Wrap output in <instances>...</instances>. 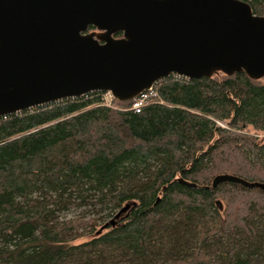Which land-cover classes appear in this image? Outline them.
<instances>
[{"label": "trees", "instance_id": "16d2710c", "mask_svg": "<svg viewBox=\"0 0 264 264\" xmlns=\"http://www.w3.org/2000/svg\"><path fill=\"white\" fill-rule=\"evenodd\" d=\"M152 90L138 112L96 91L0 117V264H264V191L211 189L264 184V79ZM84 206L105 214L58 221Z\"/></svg>", "mask_w": 264, "mask_h": 264}, {"label": "water", "instance_id": "95a60500", "mask_svg": "<svg viewBox=\"0 0 264 264\" xmlns=\"http://www.w3.org/2000/svg\"><path fill=\"white\" fill-rule=\"evenodd\" d=\"M215 73L264 79V16L241 0H0V117L96 91L128 102L171 74ZM225 182L264 191L230 175L211 189Z\"/></svg>", "mask_w": 264, "mask_h": 264}, {"label": "rangeland", "instance_id": "374dc122", "mask_svg": "<svg viewBox=\"0 0 264 264\" xmlns=\"http://www.w3.org/2000/svg\"><path fill=\"white\" fill-rule=\"evenodd\" d=\"M134 101V100H133ZM261 137H264V135H261ZM116 212L113 213V215L109 218H106L105 221H102L101 223L105 224L110 223L111 221H114V215ZM126 212H124L122 215H124ZM105 212H102L99 207H90V206H84V207H75L68 212L62 213L58 215V221H63L66 219H73V218H84L88 219L90 217L99 219L101 218ZM165 226V225H164ZM96 233H84L83 237L75 242V244H80L86 240L91 239V237L94 236Z\"/></svg>", "mask_w": 264, "mask_h": 264}, {"label": "built area", "instance_id": "2783aa9c", "mask_svg": "<svg viewBox=\"0 0 264 264\" xmlns=\"http://www.w3.org/2000/svg\"><path fill=\"white\" fill-rule=\"evenodd\" d=\"M153 87V86H152ZM152 87L148 90L139 95L137 98L134 99L133 104H132V109L135 111H139L140 108L145 104L146 99L148 98V95L153 92ZM112 96L110 93L105 94V104L107 106H111L112 104Z\"/></svg>", "mask_w": 264, "mask_h": 264}]
</instances>
